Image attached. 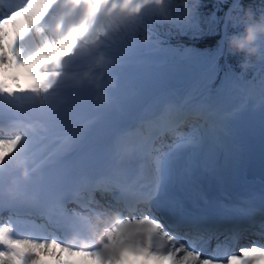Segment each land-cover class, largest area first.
Masks as SVG:
<instances>
[{
  "label": "snow or ice",
  "instance_id": "6c2138e0",
  "mask_svg": "<svg viewBox=\"0 0 264 264\" xmlns=\"http://www.w3.org/2000/svg\"><path fill=\"white\" fill-rule=\"evenodd\" d=\"M201 7L183 18L172 0H0V264H264V241L228 249L257 226L238 216L258 214L264 236V206L226 195L254 139L264 163V44L243 67L251 79L229 65L220 76L233 17L264 3ZM218 31L213 46L169 42ZM97 75L112 82L103 105ZM114 114L128 122L94 135Z\"/></svg>",
  "mask_w": 264,
  "mask_h": 264
},
{
  "label": "clouds",
  "instance_id": "9594fccd",
  "mask_svg": "<svg viewBox=\"0 0 264 264\" xmlns=\"http://www.w3.org/2000/svg\"><path fill=\"white\" fill-rule=\"evenodd\" d=\"M191 0H172V7L178 10L183 18H187L188 8ZM233 20L240 26V31L232 33L225 41L227 51L231 55H241L245 59L241 63V67H245L249 59H255L261 55V45L264 44V15L254 13L250 8L245 9L241 14L235 15ZM95 71L102 70V65L97 64ZM96 84L94 85L97 96L95 100L97 103L103 105L107 102V96L104 94L106 87H111L112 82L104 83L102 78L97 75ZM95 225L104 226L110 221L105 218L93 217Z\"/></svg>",
  "mask_w": 264,
  "mask_h": 264
},
{
  "label": "trees",
  "instance_id": "16d2710c",
  "mask_svg": "<svg viewBox=\"0 0 264 264\" xmlns=\"http://www.w3.org/2000/svg\"><path fill=\"white\" fill-rule=\"evenodd\" d=\"M218 0H202V7L201 11L204 12L205 14L210 13L211 11L214 10L215 5L217 4ZM230 3V0H229ZM243 3L245 6H253L256 7L260 5L261 3H264V0H243ZM227 6L224 5L221 7L220 12L218 13L219 15H223L225 11H227ZM221 37V33L218 31L217 34L214 37H204L201 40H192L189 39L187 36H179V37H170L169 42L172 43L173 45L181 43L187 46H196V47H206V46H213L216 41H218ZM244 57L241 55H231L227 54L226 55V62L229 63L232 68L238 72L239 74L244 72L245 77H250L255 74L254 70L249 67L246 71L241 67V63L244 61ZM254 60V59H253ZM223 62V61H222Z\"/></svg>",
  "mask_w": 264,
  "mask_h": 264
},
{
  "label": "bare ground",
  "instance_id": "6f19581e",
  "mask_svg": "<svg viewBox=\"0 0 264 264\" xmlns=\"http://www.w3.org/2000/svg\"><path fill=\"white\" fill-rule=\"evenodd\" d=\"M24 27H27V23L25 21H23V18H20V28H21V30H23ZM9 30H10V32L12 34V38L14 39L15 38V32L12 30L11 25L9 26ZM54 54L55 53H53V55ZM34 67H35V62L32 65L29 66V68H34ZM19 71H20V75H21V82H24L25 79L28 76V70L22 67ZM129 91H131V89ZM87 112H89V113H87ZM94 116H95L94 112H92V111H84V112L81 113L80 118L82 120H88V119H93ZM115 121H120L122 123L128 122L127 121V117L125 115H123V114H114L110 118H103L102 117V118L97 119L95 121V123H94V125L92 127L93 134L96 135L97 137L103 139L106 136L107 132L110 130L111 123L115 122ZM245 155H246V153H245ZM244 162H245V156H244V159H242V163H240L239 166L237 167L234 178L230 179L229 183H231L232 181L236 180L240 176L241 170L243 169ZM234 182H236V181H234ZM229 183H228V185H229ZM243 244H244L243 238L239 239L238 245L235 248V250L233 251V253L237 254L239 252V250H240L239 247L241 245H243ZM65 255L67 257L66 260H68L69 259L68 254L65 253ZM46 257H48V256H46ZM51 260H53L54 264H57V261L55 260V258L51 257Z\"/></svg>",
  "mask_w": 264,
  "mask_h": 264
},
{
  "label": "water",
  "instance_id": "95a60500",
  "mask_svg": "<svg viewBox=\"0 0 264 264\" xmlns=\"http://www.w3.org/2000/svg\"><path fill=\"white\" fill-rule=\"evenodd\" d=\"M251 167L260 166L258 170L259 176H261L264 179V163H262L259 153V144L257 140H254L252 143V152L251 156L249 158Z\"/></svg>",
  "mask_w": 264,
  "mask_h": 264
},
{
  "label": "rangeland",
  "instance_id": "374dc122",
  "mask_svg": "<svg viewBox=\"0 0 264 264\" xmlns=\"http://www.w3.org/2000/svg\"><path fill=\"white\" fill-rule=\"evenodd\" d=\"M222 75H223V71H221V73H220V76H222ZM246 115H247V113H246ZM53 258H54V257H53ZM62 259H63V260H66V257L63 256ZM44 260L47 262V264H53V263H52V260H51V256L44 257Z\"/></svg>",
  "mask_w": 264,
  "mask_h": 264
}]
</instances>
